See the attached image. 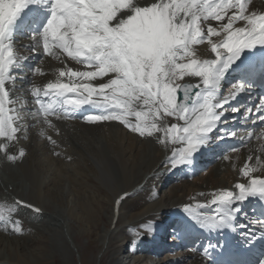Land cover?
<instances>
[{
	"label": "snow or ice",
	"instance_id": "1",
	"mask_svg": "<svg viewBox=\"0 0 264 264\" xmlns=\"http://www.w3.org/2000/svg\"><path fill=\"white\" fill-rule=\"evenodd\" d=\"M14 4L0 31V137L5 140L0 143V152L12 162L17 157L8 154V142L18 141L17 133H26L28 127L18 122L23 120L22 116L9 115L17 113L15 105L20 97L13 100L10 92L17 80L23 78L21 61L28 59L14 54V35L20 23L29 22L38 27L31 32L35 43L27 46L31 52L42 43L44 54L57 60L66 55L87 69L80 71L65 67L58 76L67 78V82L58 78L44 88L32 85L31 96L42 110L46 123L50 124L48 116L55 102L45 104L42 98L50 93L65 97L63 104L74 109L90 104L102 111L85 115L83 120L87 123L118 121L141 137L155 136L165 147L169 141L173 145H182L171 149L168 158L171 168L190 162L194 154L207 145L210 134L225 114L224 106L244 91L243 83H235L230 86L228 95L215 102L226 72L245 50L264 48V12L252 10V0H154L151 3L123 0L116 4L105 0H14ZM106 10L111 14L110 28L105 23ZM41 11L46 18L39 23L37 13ZM33 17L37 19L33 20ZM144 18L157 21L179 40L151 61L137 57L128 46V32L120 27L127 23L130 29H134ZM209 21H215L217 26L207 23L205 28V22ZM214 37L219 39L214 40ZM205 41L214 57L201 60L189 45L204 44ZM261 71L264 72V68ZM33 73L44 74L40 67H35ZM106 76L109 77L106 81L92 83ZM186 76L199 78L201 83H178ZM193 89H196L194 97ZM68 93L76 94V98H67ZM25 107L24 102L20 104L21 109ZM231 110L238 111L236 108ZM256 111L262 113L259 118L264 120V99L260 100ZM24 113L33 117L40 115L39 111ZM168 117H175L183 123L168 125L165 123ZM227 135L235 136L236 133ZM248 135L253 134L249 132ZM51 142L55 144V141ZM24 155L20 150L19 156ZM223 158L229 159L228 156ZM248 160L252 157L249 156ZM257 161L261 164L259 157L256 164ZM257 171V167H249L246 162L240 173L249 179L247 183L235 184L238 192L213 193L209 203L220 204L224 210L219 219L215 216L202 219L201 226L209 230L222 228L218 225L232 227L234 214L239 208L233 209L231 205L249 197L264 198V179L252 175ZM190 210L191 205L184 208L185 212ZM3 219L0 214V220ZM253 224L264 233V220ZM15 230L19 231V227ZM205 255L208 257L207 251ZM258 264H264V258Z\"/></svg>",
	"mask_w": 264,
	"mask_h": 264
},
{
	"label": "rangeland",
	"instance_id": "2",
	"mask_svg": "<svg viewBox=\"0 0 264 264\" xmlns=\"http://www.w3.org/2000/svg\"><path fill=\"white\" fill-rule=\"evenodd\" d=\"M151 24L155 29L156 23L153 19ZM143 27V22L140 20L136 23L134 29L131 30V33L134 30H138L142 34ZM143 34L149 36L151 39L149 42H156L154 34L150 36L146 28H144ZM139 38L141 39V36ZM130 42L134 43V39L132 38ZM138 46L139 43L136 48ZM136 48L134 50L135 54L138 55V58H141L142 51L138 50L139 52L137 53ZM102 130L104 131V129ZM144 138L149 146H147L146 150V154L149 156H145L148 160L150 155L153 154L155 146L160 143L157 142L158 140L155 136ZM61 140L63 144L65 143L64 145L61 143L62 146L65 147L58 150H63L60 153L61 156L64 154L63 152L66 154L63 155V159L60 157L63 161L58 156L56 157L54 149L48 150L47 147H41L39 144H36L34 149L31 147V143L29 144V160L26 161L31 162V160H34L33 165L37 163L35 168L40 176L41 188L31 184L30 179L23 174L20 168L22 163L15 165L7 164L0 169V179L3 183L10 185L12 188H15V191H18L15 194L16 196L21 195L26 199L34 201L42 209H45V214L41 218L32 220L30 226H25L21 234L13 235L10 231H7V236H5L0 232V262L9 264H100L99 254L103 249L102 239L104 231L111 229L112 226V207L114 202L112 204L107 201V196L99 195L95 190V186L97 185L102 191L107 192L114 181L122 182L123 179L121 177L123 175H121L120 169H117L115 166L116 164L108 160L105 162H107L106 164H111L110 177L104 173L106 169H103L102 182L97 180L90 169L88 170V165H86L89 163L88 160L91 157L77 154L78 152L71 147V145L75 146L71 139L61 138ZM69 140L73 143H68L67 141ZM75 155L78 157H75ZM80 157H84L83 160L86 164ZM85 157L88 158L87 161ZM145 158L144 162L147 161ZM90 163H93V160ZM81 164L84 167H79ZM80 169L82 170L80 171ZM202 176L200 174L197 177L200 178ZM111 178L114 180H111ZM78 180L79 182L84 181V188H88L85 192H81L82 189L77 183ZM12 182H15V184ZM166 185L169 184L163 183L162 187H164L161 191H158V196L163 194L165 187L167 190L170 187L175 188ZM145 192L146 189L141 193L143 194L142 197ZM107 193L111 194V191ZM0 194H5L1 192V187ZM94 198H98L97 202ZM60 221L64 224H61ZM20 230H22L21 226ZM69 238L73 242V246ZM118 244L116 243L118 249L111 247L112 249L110 248L108 253L102 257L101 264H111V259H119L118 262L119 264L121 263V250L126 244L122 246H118ZM133 260L135 263V259Z\"/></svg>",
	"mask_w": 264,
	"mask_h": 264
},
{
	"label": "bare ground",
	"instance_id": "3",
	"mask_svg": "<svg viewBox=\"0 0 264 264\" xmlns=\"http://www.w3.org/2000/svg\"><path fill=\"white\" fill-rule=\"evenodd\" d=\"M151 2H154V0H145V3H151ZM146 19L150 20V23L152 22L151 18H146ZM154 22L156 23L155 29L153 28L152 24H150L148 29L147 28L146 29L149 32L150 36L154 34L157 43H158L157 41L158 37L160 35L162 36V40L160 43H158V48L155 52V56H154L155 58L158 53H163L168 48L174 46L175 42L178 39L177 37L173 36V34L166 27L159 25V23L155 20ZM206 23L207 22H205V24ZM141 35L142 34H140V36ZM213 39L217 40L219 38L214 37ZM150 40L151 39L149 38V41ZM136 50L140 51L139 48H136ZM195 50L198 51L202 50L204 52L201 54L202 58H206V57L209 58L214 56V54H211L209 46L207 49L206 43L195 45ZM25 52H26V56L28 57L27 59V64H28L30 60L34 58V53L31 52L29 49H27ZM146 55L150 56V53H146ZM50 76L51 74L49 73H45L42 76L34 75L32 84H39L46 82ZM188 79L198 82L199 78L186 76L182 80H179L178 83ZM165 121L167 122L168 125H170L171 123H176V118L168 117L166 118ZM61 129L63 131V134L59 136L58 138L59 142L63 144L61 138H69L74 143L70 142L71 140L67 142L73 143V145H75L72 146L70 144L72 149L78 152L77 154H82L91 157L93 163H90L92 161L91 159L90 161L88 160V158L85 157L86 161L87 160L89 161L88 164H86V162L83 160L84 157L83 158L80 157V159L82 158L81 160H83L85 164L88 165V170L90 169V171L97 178V180L101 181V178L103 177L104 173L110 177L111 164L110 163L106 164L107 162L105 161L108 160L113 161L116 164L115 166L117 167V169H120L122 173L121 175H123V177H121L123 179L122 182L114 181L113 184H111L112 186L107 184L110 186L109 191H111V194L107 193L109 192L108 190L107 192H104L100 188H98L97 185L95 186L96 192L99 195L101 194L107 196L106 198L108 202H111L113 204L115 198L120 193L132 190L134 187L140 186L142 183H144L143 187L137 190L134 196L128 197L126 200L123 201L117 213L118 220L116 222L114 218L115 214L113 213L114 207H112V221H111L112 226L111 229H107L104 231V235L102 239L103 249L100 251L99 254L101 260L100 264L102 262V257H104L108 253L111 247H113L114 249H118L116 243H119L118 246H122L123 244L127 245L129 241H132L134 237L133 235L134 224L140 226L139 224L143 223V226L141 228L144 232V236H145L144 240L146 243L150 241V239L152 238V234L156 230L162 228V226L169 220L171 209L186 202V198L191 196L196 189L200 190V198L204 197L205 195L209 194L211 190H215L218 187H224L229 185L230 177L234 176V173L230 169H227L226 171H220V168L217 166L209 174L202 172L201 175L203 176L200 178L199 177L194 178L192 181L180 180V183L177 184L174 189L170 187L167 190L165 187L163 189V194L161 193L162 195L158 196L157 188L158 186H162L163 183H166L165 179L167 178V172L170 169L168 158L171 155V149L173 147H177V145H173L170 141L168 142L167 147L161 144H157L153 150V154L150 155V158L147 160L145 156L147 155L146 150L148 144L145 138L136 135L131 131L123 129L121 125H119L118 123L107 122L105 125L97 126V125H81L78 122H75L73 124V127H66L65 125H61ZM102 129H104V131ZM34 140H35L34 136L32 135L30 142H31V147L33 148L36 147V145L34 146L35 144ZM55 150L58 158L62 157L63 159V155H66L65 152H63L64 154H62L61 156L60 150L57 149ZM76 156L77 155H75V157ZM144 158L147 160L146 162H144ZM33 162L34 160L33 161L31 160V162L30 161L27 162L26 160H23L21 162L22 165L20 168L23 174L30 179L31 184L37 185L38 188H41L40 176L38 175V171L35 168L37 166V163H35L36 165H33ZM83 164H81L79 167L83 166ZM248 164L249 167L255 166L252 160H249ZM82 169H80V171ZM103 169H106L104 173H103L104 171ZM111 180L114 179L111 178ZM83 182L84 181H80V182L79 180L77 181V183L80 185L82 189L81 192H85V190L88 189L86 186H85L86 188H84ZM110 182L112 183V181ZM2 184L4 186L7 185L3 182ZM145 189L146 192L142 197L143 194L141 193ZM15 192L17 193L18 191L16 190ZM94 200H96L97 202L98 198L97 199L94 198ZM60 223L64 224L62 221H60ZM137 240H141V238H137ZM131 258L135 259L134 264H149L148 260H150V259H145L143 255H138V254L132 255ZM118 260L119 259L117 260L111 259L110 263L119 264ZM158 261L160 262L159 263L157 262L155 264H170L169 261H165L161 259H159ZM185 264H189V263H185Z\"/></svg>",
	"mask_w": 264,
	"mask_h": 264
}]
</instances>
